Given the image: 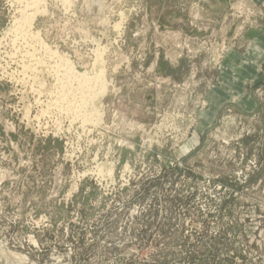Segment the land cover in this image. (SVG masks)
Returning <instances> with one entry per match:
<instances>
[{"label": "rangeland", "instance_id": "rangeland-1", "mask_svg": "<svg viewBox=\"0 0 264 264\" xmlns=\"http://www.w3.org/2000/svg\"><path fill=\"white\" fill-rule=\"evenodd\" d=\"M263 32L264 0H0V264H264Z\"/></svg>", "mask_w": 264, "mask_h": 264}, {"label": "bare ground", "instance_id": "bare-ground-1", "mask_svg": "<svg viewBox=\"0 0 264 264\" xmlns=\"http://www.w3.org/2000/svg\"><path fill=\"white\" fill-rule=\"evenodd\" d=\"M27 1V0H26ZM32 3L35 4H41L42 1L44 0H31ZM68 1V0H67ZM14 2V1H13ZM21 2V1H20ZM61 2V1H60ZM94 2V1H93ZM69 3V2H68ZM96 3V2H94ZM93 3V5H94ZM31 4V3H30ZM68 5V4H67ZM71 5V4H70ZM98 8H97V12L98 14H96V16L102 14L104 8H105V5L103 3H96L95 4ZM34 6V5H32ZM39 6V5H38ZM28 7V6H27ZM38 8V7H37ZM23 10V9H22ZM87 10V9H86ZM21 12V10H20ZM23 12V11H22ZM25 12V11H24ZM27 12V11H26ZM38 13V11L36 10V14ZM35 14V15H36ZM86 14L88 15H92V9L90 10H87ZM35 15L31 14H26L25 19L23 21H21L19 23V31H27L26 29L29 30V28L32 26V23L34 21V18H35ZM122 19V18H121ZM121 24V23H120ZM125 25V24H124ZM17 26V25H16ZM28 28H27V27ZM34 26V25H33ZM119 26V25H118ZM121 27V26H120ZM17 30V29H16ZM34 33V32H33ZM28 34V33H27ZM38 35V34H36ZM25 37V36H24ZM27 37V36H26ZM30 37V36H29ZM33 39L31 40H34V42L40 44L41 47L45 48V47H48L45 45V43H42L41 42V39L39 38V35L34 37L32 36ZM30 39V38H29ZM13 41V40H12ZM26 41V40H25ZM30 42V41H29ZM28 43V42H27ZM29 44V43H28ZM31 44V43H30ZM29 44V45H30ZM33 45V43H32ZM36 45V44H35ZM31 46V45H30ZM97 47V46H96ZM36 48V47H35ZM39 48V47H38ZM40 49V48H39ZM101 49V48H100ZM44 50V49H43ZM38 51V50H36ZM50 52V51H49ZM29 53V52H28ZM47 53V52H46ZM53 53V52H52ZM106 53V52H105ZM31 54V53H29ZM32 57H34L32 55ZM98 57V55H97ZM43 58V57H42ZM35 59V57H34ZM57 59H59L60 63L65 65L66 66V73L64 71V74L62 76V79H58V80H73L75 82V84H77V86L75 87V89H73L71 86H69L67 84V86H62V90L60 91V97H59V100H57V104H58V108L61 110V112H64V110L66 109V106H70L69 104H71L69 98L68 97L72 92V96L74 97H78V103L75 105V108H78V112L79 114H77V116H74L76 118H74L75 122L77 121H80L79 118L83 119L84 120V124H86L87 122H89L90 124H92V126H97V125H100L102 124V117H103V114L100 113V111L97 110V108L95 107V105L99 102V100L106 94L105 90H106V85L102 82V74L98 73L99 75L95 78L93 77H89L87 74H83V75H78V73H75L74 71V67L71 65V63L69 62L70 60H68L67 58H62V56H57ZM62 60V62H61ZM97 61V60H96ZM102 62V61H101ZM101 62H100V65H101ZM99 64V63H98ZM102 65H103V62H102ZM103 67V66H102ZM101 67V68H102ZM53 70V69H52ZM55 70V69H54ZM103 70V69H102ZM25 72V71H24ZM41 72V71H40ZM97 72H99L97 70ZM103 73V72H102ZM97 74V73H96ZM38 75V74H37ZM62 75V74H61ZM66 75V77H65ZM27 76V75H26ZM57 76H58V73H57ZM59 78V77H58ZM37 79H38V76H37ZM36 79V80H37ZM14 80V79H13ZM95 80H98L95 82ZM102 80V81H101ZM26 81V80H25ZM34 81V80H33ZM70 83V82H69ZM94 83L97 84L96 85V88H94ZM34 84V83H32ZM74 84V83H73ZM62 85V84H61ZM65 85V83H64ZM57 89V88H56ZM93 89V90H92ZM92 90V91H91ZM91 91V92H90ZM56 97V96H55ZM66 105V106H65ZM96 108V109H95ZM103 113V112H102ZM68 115V114H66ZM70 117V115H68ZM83 124V125H84ZM90 124H88L90 126ZM82 125V126H83ZM87 126V124H86Z\"/></svg>", "mask_w": 264, "mask_h": 264}, {"label": "crops", "instance_id": "crops-1", "mask_svg": "<svg viewBox=\"0 0 264 264\" xmlns=\"http://www.w3.org/2000/svg\"><path fill=\"white\" fill-rule=\"evenodd\" d=\"M251 44L261 54V57L264 58V32L262 35L257 37Z\"/></svg>", "mask_w": 264, "mask_h": 264}]
</instances>
